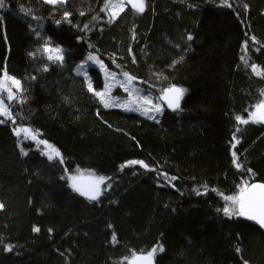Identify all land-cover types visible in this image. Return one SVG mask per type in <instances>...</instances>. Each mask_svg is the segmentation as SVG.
<instances>
[{
    "label": "trees",
    "instance_id": "obj_1",
    "mask_svg": "<svg viewBox=\"0 0 264 264\" xmlns=\"http://www.w3.org/2000/svg\"><path fill=\"white\" fill-rule=\"evenodd\" d=\"M107 1L0 7V76L21 86L0 115V264H126L153 248L154 264H264V233L223 212L264 182V122L236 120L264 100V0H144L115 18ZM88 53L146 93L183 89L179 107H105L77 72ZM22 127L59 157L20 143ZM78 171L104 178L96 200L72 188Z\"/></svg>",
    "mask_w": 264,
    "mask_h": 264
},
{
    "label": "rangeland",
    "instance_id": "obj_2",
    "mask_svg": "<svg viewBox=\"0 0 264 264\" xmlns=\"http://www.w3.org/2000/svg\"><path fill=\"white\" fill-rule=\"evenodd\" d=\"M47 1V0H45ZM127 0H109L105 4V12L110 18H113V14L118 15V13L127 5L126 3ZM60 2V0H58ZM57 2V3H58ZM123 5V8L121 9L118 7L119 5ZM107 5V7H106ZM113 5H116L117 7H112ZM45 48H50V49H56L50 46H47ZM49 55L55 56V52H48ZM95 57V60L89 59V57ZM90 66H95L97 67L103 77V86L100 89H96L92 85V81L90 76L88 75L87 69ZM255 67L258 70V66L255 65ZM5 71H3L4 73ZM77 72L79 74H83L86 77V80L88 82V85L91 84L92 91L94 93H105L106 95L104 97L96 96L99 98L101 103L105 106V102L109 103L111 106L109 107H115L119 108L125 111H134L142 114L143 116L147 118H157L162 111L165 108H176V107H170L167 105L162 97V91L161 92H152V93H146L143 91L142 87L134 80L129 83L127 81V78L125 74H121L117 72L116 70L110 68L107 63L101 59L97 54L95 53H88L86 57L79 63L77 67ZM2 73V75H3ZM8 74V73H7ZM2 75L0 77H2ZM9 75V74H8ZM11 76V75H9ZM128 76V75H127ZM15 79H17L14 76H11ZM18 80V79H17ZM9 88H11V92L16 98L19 95V92L21 90H18L15 86L9 84ZM125 89H128L126 91ZM181 89V88H180ZM184 93V91H183ZM183 96V95H182ZM182 96L179 99V104L181 102ZM0 100L3 101L5 105H8L9 100L8 99V93L6 91L0 90ZM147 101V102H146ZM156 108H159V111H156ZM256 109H254L255 111ZM252 111V112H254ZM3 118H8L6 116L1 115ZM21 129H29L28 127H22V128H17L18 130ZM30 130V129H29ZM18 135V134H17ZM33 136L35 138H33ZM19 141L20 143L24 141H29L33 143L36 147L41 149L46 155L52 156V157H59V155H56L57 150L54 148L53 145H51L49 142L42 140L39 138L36 133L32 132L30 130L29 134L24 133L23 131L19 132ZM41 141H44L46 143H41ZM55 149V151H53ZM75 176L77 179L81 178H92L93 180H97L96 178H93L89 172L86 171H78L74 174H71L69 176V181L70 184L72 185V180L71 177ZM228 207L235 208L237 205H233L231 201L228 202ZM0 205L1 202H0ZM1 208V207H0ZM139 255V254H136ZM133 255L127 257L125 259L126 264H129V261L132 259Z\"/></svg>",
    "mask_w": 264,
    "mask_h": 264
},
{
    "label": "snow or ice",
    "instance_id": "obj_3",
    "mask_svg": "<svg viewBox=\"0 0 264 264\" xmlns=\"http://www.w3.org/2000/svg\"><path fill=\"white\" fill-rule=\"evenodd\" d=\"M48 3L55 4L58 2V0H47ZM60 2H63V0H60ZM4 6V0H0V7ZM132 6L138 11L143 12L145 8L144 0H137V2L133 3ZM107 7V5H106ZM112 7H117L116 5H113ZM121 9L123 8V5H119ZM113 18H115V14H113ZM191 39V37H189ZM45 52H55L56 55H49V60H57L62 61L63 56L60 54L61 49H50L45 48ZM89 59L95 60V57H89ZM253 72H255L257 75H260L261 73L257 70L255 66H253ZM127 81L130 83L133 77L127 76L125 74ZM9 84L15 86L18 90L20 89V81L9 76L7 72L5 71L0 77V90L6 91L8 93V99L12 100L14 99V96L11 92V88H9ZM89 90L91 91V84H89ZM128 91V89H125ZM183 89L180 88H170L165 93V98H168V93H173L174 96L171 99H168V103L170 107H179V99L183 95ZM97 96L104 97L105 93H95ZM264 95V93H262ZM147 102V101H146ZM111 106L109 103L105 102V107ZM255 111L251 112L249 115V119H242L240 116L236 117V120L241 124H247L250 121L253 123H261L264 122V100H261L259 103L255 105ZM156 111H159V108H156ZM0 115L6 116L11 118L12 113L9 110V106L5 105L2 100H0ZM2 122V121H0ZM23 131L26 134L30 133L29 129H21L17 131V134L19 135V132ZM33 138H35L33 136ZM238 142V141H237ZM41 143H46L44 141H41ZM235 147V145H233ZM55 151V149H53ZM56 155H59L57 152ZM52 156H49V159H52ZM233 162L236 163V154L233 153ZM132 164L141 163L139 161H132L130 162ZM147 167L146 165H144ZM236 166L239 168L241 165L239 163H236ZM250 171V170H249ZM174 179V178H173ZM72 180V188L79 192L82 196L87 197L90 200H96L100 194V185L104 183V178L100 177L95 182L88 186H82L77 182V178L75 176L71 177ZM227 200L231 201L233 205H237L238 207L234 210L231 207H224L223 212L225 215H239V216H246L248 219L258 221V223L261 226H264V184H251L247 185L245 184L241 189L238 196H230L226 197ZM2 207V205H0ZM34 231H39L38 228L34 229ZM113 240H115V236H113ZM10 250V249H9ZM160 251L163 249L160 248ZM157 249L153 248L151 251H149L146 255H136L133 254L132 259L129 261V264H152L153 256L156 253Z\"/></svg>",
    "mask_w": 264,
    "mask_h": 264
},
{
    "label": "water",
    "instance_id": "obj_4",
    "mask_svg": "<svg viewBox=\"0 0 264 264\" xmlns=\"http://www.w3.org/2000/svg\"><path fill=\"white\" fill-rule=\"evenodd\" d=\"M137 2V0H127L126 3L128 6L130 7H133L132 4ZM168 90L164 91L163 92V98H164V101L167 105H169L168 103V99H171L173 98L174 94L173 93H168V98L166 99L165 98V93L167 92ZM96 180H93L92 178H81V179H77V182L82 185V186H88L90 184H92L93 182H95ZM264 184V182L260 181V180H253L251 183H249V185L251 184ZM100 189H101V185L99 186ZM77 192V191H76ZM79 193V192H78ZM80 194V193H79ZM81 195V194H80ZM238 207V206H237ZM244 220L250 222L252 225L256 226L260 231H262L264 233V226H261L258 221H255V220H251V219H248L246 216H241ZM152 264H154V259L152 260Z\"/></svg>",
    "mask_w": 264,
    "mask_h": 264
}]
</instances>
